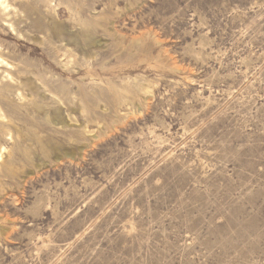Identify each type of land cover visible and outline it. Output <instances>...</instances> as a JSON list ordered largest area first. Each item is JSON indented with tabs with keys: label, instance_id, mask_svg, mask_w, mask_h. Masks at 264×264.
<instances>
[{
	"label": "rangeland",
	"instance_id": "374dc122",
	"mask_svg": "<svg viewBox=\"0 0 264 264\" xmlns=\"http://www.w3.org/2000/svg\"><path fill=\"white\" fill-rule=\"evenodd\" d=\"M0 6V264H264V0Z\"/></svg>",
	"mask_w": 264,
	"mask_h": 264
},
{
	"label": "bare ground",
	"instance_id": "6f19581e",
	"mask_svg": "<svg viewBox=\"0 0 264 264\" xmlns=\"http://www.w3.org/2000/svg\"><path fill=\"white\" fill-rule=\"evenodd\" d=\"M0 6H2L3 8H5L7 10L10 8V5L8 4L7 0H0ZM0 62H1V60H0Z\"/></svg>",
	"mask_w": 264,
	"mask_h": 264
}]
</instances>
